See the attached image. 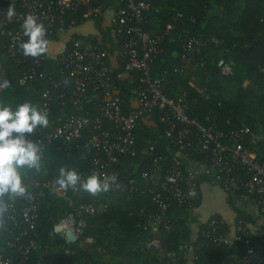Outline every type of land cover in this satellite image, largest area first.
<instances>
[{
    "label": "trees",
    "instance_id": "trees-1",
    "mask_svg": "<svg viewBox=\"0 0 264 264\" xmlns=\"http://www.w3.org/2000/svg\"><path fill=\"white\" fill-rule=\"evenodd\" d=\"M9 1L11 0H0V4L5 5ZM141 1L151 5L150 10L144 12L146 32L149 35L160 34L169 25L172 26L161 46L162 51L151 64L150 77L163 80L164 92L169 98L177 100L184 95V99L191 104L196 100L197 104L190 106L187 115L199 124L214 126L223 131L237 130L244 126L249 128L250 134L246 137L244 146L256 154L258 161L264 165V0ZM102 2L105 8H112L117 5L118 0ZM78 21L80 27L93 25V32L85 37L93 45L106 50L107 65L112 69L119 96L127 109L134 108L133 98L140 86L142 74L127 73L120 61L119 50L127 37L113 35L103 16L84 22H81V19ZM70 35L71 33L63 31V36L68 38ZM188 39L199 40L205 47L199 55L194 56V63L178 72L182 66L181 56L185 52L184 42ZM58 41L60 38L54 33L50 37L48 58L43 66L46 71L56 72L54 61L59 53L55 50V55L51 56L49 47ZM8 45L7 37L0 39V102L12 103L13 106L28 102L41 109V88L27 89L19 84L22 68L5 55V47ZM222 55L223 59L220 60ZM221 62L232 64L231 76L222 74ZM63 83L67 84V81ZM229 84L240 87L234 100L228 99L226 93ZM195 88L205 90L206 95L199 94ZM71 89L69 86L70 91ZM101 101L100 96L93 97L90 94L87 100L76 103L70 93L64 104L58 101L51 106L48 126L37 129L32 134L31 139L40 148V159L37 168L19 169L26 187L25 196H0V254L14 261L20 260L19 254L8 246L21 233V228L16 226L13 218L19 220L23 207L31 198L39 196V218L33 236L38 248L29 254L24 264H107L96 261L83 251L82 246L89 244L85 243L86 239L94 241L95 246L101 247L116 264H172L173 255L180 258L177 264H231L230 257L235 253L232 247L215 246L199 235L193 240L190 229L186 226L190 212L201 206L203 187H218L203 171L209 162L208 155L197 150L190 151L187 156L180 153L194 165V168L184 163L180 166L183 171L192 170L196 174V200L183 208H178L174 203L173 211L176 210L179 215L183 214L186 219L180 221L173 231L162 233L165 248L162 257H158L154 251L150 252L148 245L151 232L141 228L147 222V214L155 212L156 206L151 198L139 193L129 195L126 192L109 190L93 196L78 187L75 190L68 189L67 194L75 206L105 204L106 211L100 216L87 218L82 243L69 245L54 232L57 222L66 217L73 207H70L66 200L55 196L52 189L58 186L54 185L53 181L61 167L75 169L82 177L90 175L96 153L92 140L97 133L86 130L82 137L72 144L49 146L46 149H41L38 140L70 116L86 112L94 114ZM159 117H162V114L157 111L151 117L143 115L138 119L134 131L138 154L136 158L126 162L124 169H138L144 162H152L155 154L164 155L168 163L175 161L172 153L177 154V151L171 141L164 137L165 125ZM223 193L228 198L230 208L237 215V222L243 220L250 227L252 219L235 207L231 200L232 195ZM11 204L15 207L14 211L2 210ZM211 219H217L225 230L230 228L219 215H213L206 223ZM258 225L264 232V226ZM250 234L258 257L264 260V234L256 235L251 227ZM184 244H189L195 259H183L178 255L179 247ZM51 245L55 248L51 249ZM241 254L242 250L238 252L239 256Z\"/></svg>",
    "mask_w": 264,
    "mask_h": 264
},
{
    "label": "built area",
    "instance_id": "built-area-1",
    "mask_svg": "<svg viewBox=\"0 0 264 264\" xmlns=\"http://www.w3.org/2000/svg\"><path fill=\"white\" fill-rule=\"evenodd\" d=\"M150 8V4L141 0H118L117 5L112 8H105L102 0H11L5 5L0 4V39H9L5 55L21 66L19 84L22 87L41 88V109L47 116L51 113V106L58 101L64 104L70 93L76 103L87 100L90 94L102 98L94 114L86 112L70 116L43 135L38 140L41 149L72 144L86 130L97 133L92 140L96 153L90 174L114 175L116 183L110 187V191L126 192L129 195L139 193L151 198L156 211L147 214V222L141 228L151 232L152 237L156 236L151 237L149 247L153 246L154 251H158L162 246V233L173 231L180 221L186 219L183 214L173 211L174 203L178 208L190 206L196 200L198 186L194 171H183L178 159L168 163L164 155L155 154L152 162H144L138 169H124L126 162L136 158L138 154L134 139L138 119L143 115L151 117L159 111L162 114L160 121L165 125L164 137L171 141L177 153L187 156L190 151L197 150L208 155L209 162L204 167V174L223 192L251 198L260 210L259 223L264 226V165L258 161L256 154L244 146V141L250 134L249 128L244 126L237 130L223 131L214 126L199 124L187 115L190 106L197 104L196 100L191 104L184 99V95L177 100L169 98L164 92L163 80L150 77L151 64L162 51L161 46L172 29L169 25L164 32L149 35L146 32L144 12ZM10 9L14 10L13 16L8 15ZM107 13L110 14L108 18ZM26 14L37 16L45 25L49 41L54 33L59 38L63 31L71 33L54 61L55 73L43 69L47 53L31 58L25 57L20 50L21 41L26 39L21 34L20 24ZM98 16L104 17L113 35L127 37L119 50V58L125 71L142 74L140 86L134 94L132 109H127L119 96L112 69L107 65L106 50L93 45L85 36L76 32L80 27L78 19L84 22ZM204 47L205 44L199 40H185L182 66L176 71L182 72L185 67L194 63V56L199 55ZM220 65L224 76L233 74L231 63ZM63 81H67V84ZM1 83L2 75L0 90ZM195 89L199 94L206 95L205 90ZM52 191L56 197L66 200L73 207L56 224L60 227V237L69 245L82 243L87 218L104 214L106 205L75 206L67 191L58 187ZM40 203L39 196L31 198L21 210V218H13L16 226L21 228V233L8 246L19 254L20 260L14 261L0 254V264H24L29 254L38 248L33 236L38 223ZM14 208L11 204L2 210L14 211ZM186 221V226L190 229L191 218L188 217ZM198 235L215 246L232 247L235 253L230 257L231 264H264L253 246L250 227L243 220L225 230L217 219H211L198 228ZM69 238L77 243L69 242ZM87 242L90 243L91 240L86 239L85 243ZM240 250L243 251L241 256L238 255ZM178 255L183 259H195L189 244L181 245ZM178 259L180 258L173 255L172 264H177Z\"/></svg>",
    "mask_w": 264,
    "mask_h": 264
},
{
    "label": "clouds",
    "instance_id": "clouds-1",
    "mask_svg": "<svg viewBox=\"0 0 264 264\" xmlns=\"http://www.w3.org/2000/svg\"><path fill=\"white\" fill-rule=\"evenodd\" d=\"M14 14V10L10 9L8 15ZM20 31L26 38L19 45L25 57L37 58L47 53L50 41L45 25L37 16L26 14ZM48 124L47 113L36 105L25 102L13 106L12 103L0 102V196H25L26 187L19 169L38 167L40 148L31 136ZM53 183L65 191L78 187L95 196L109 191L116 183V177L106 173L82 177L75 169L61 167Z\"/></svg>",
    "mask_w": 264,
    "mask_h": 264
},
{
    "label": "crops",
    "instance_id": "crops-1",
    "mask_svg": "<svg viewBox=\"0 0 264 264\" xmlns=\"http://www.w3.org/2000/svg\"><path fill=\"white\" fill-rule=\"evenodd\" d=\"M110 16L109 13L106 14V18ZM76 32L79 34L86 36L88 33L93 32V25L88 24L85 26L78 27L76 29ZM67 40V37L63 36L61 34L60 41L58 43H52L49 47V54L52 56V54L55 55L57 50V53H60L63 49L64 43ZM176 159H178L182 164L189 165L190 168H194V165L188 160L185 156H182L181 154H175L174 155ZM202 200H201V206L199 209L192 210L190 212V218H191V238L197 239L198 235V228L202 226L210 217L213 215H219L222 217V220L225 222V224L229 225L230 228H233L237 222V215L234 213V211L230 208L228 202H227V196L223 193L221 189L215 186L206 185L202 189ZM231 200L234 203L235 207L240 209L243 213H245L247 216H249L253 223L250 224L251 230L256 235L260 236L264 234V232L260 229L259 225V219H260V210L256 206L255 202L246 196L241 195H232ZM149 248V245H148Z\"/></svg>",
    "mask_w": 264,
    "mask_h": 264
},
{
    "label": "rangeland",
    "instance_id": "rangeland-1",
    "mask_svg": "<svg viewBox=\"0 0 264 264\" xmlns=\"http://www.w3.org/2000/svg\"><path fill=\"white\" fill-rule=\"evenodd\" d=\"M219 59L222 60L223 55ZM246 85H247V83L244 84L245 87H246ZM239 89H240V87L238 85L229 84L227 86V89H226L228 99L234 100L236 98L238 92H239ZM259 127L260 126H258V128ZM259 136H261V134H259ZM152 238H156V236H153ZM54 248H55V246L51 245V249H54ZM82 248H83V251L85 253H87L88 255H91L96 261H103L107 264H116L115 260H112V258H110L101 247L95 246L94 241H91L88 245H86V244L83 245ZM164 250H165V248H164V244H163V240H162L161 249L158 251L157 250L154 251V253L158 257H162Z\"/></svg>",
    "mask_w": 264,
    "mask_h": 264
},
{
    "label": "water",
    "instance_id": "water-1",
    "mask_svg": "<svg viewBox=\"0 0 264 264\" xmlns=\"http://www.w3.org/2000/svg\"><path fill=\"white\" fill-rule=\"evenodd\" d=\"M54 232H55L56 234H59V232H60V227L56 225V226L54 227ZM69 237H70V235H69ZM69 242L77 243L76 240L71 239V238H69ZM149 250H150V252H153V251H154L153 246L149 247Z\"/></svg>",
    "mask_w": 264,
    "mask_h": 264
}]
</instances>
